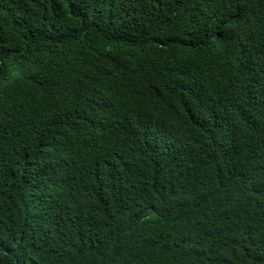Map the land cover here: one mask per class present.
Segmentation results:
<instances>
[{
    "label": "trees",
    "instance_id": "1",
    "mask_svg": "<svg viewBox=\"0 0 264 264\" xmlns=\"http://www.w3.org/2000/svg\"><path fill=\"white\" fill-rule=\"evenodd\" d=\"M0 264H264V0H0Z\"/></svg>",
    "mask_w": 264,
    "mask_h": 264
}]
</instances>
